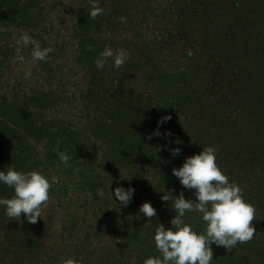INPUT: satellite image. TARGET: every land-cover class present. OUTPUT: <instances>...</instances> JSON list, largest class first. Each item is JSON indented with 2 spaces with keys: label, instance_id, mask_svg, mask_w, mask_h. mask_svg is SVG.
Instances as JSON below:
<instances>
[{
  "label": "trees",
  "instance_id": "obj_1",
  "mask_svg": "<svg viewBox=\"0 0 264 264\" xmlns=\"http://www.w3.org/2000/svg\"><path fill=\"white\" fill-rule=\"evenodd\" d=\"M99 6L92 18L90 0H0V170L11 163L59 178L35 223L0 207V264H143L159 255L155 228L175 216L161 197L175 189L195 199L172 170L203 145L216 147L255 208L253 238L231 251L213 244L212 264H264V0ZM23 33L53 49L47 59L18 43ZM106 46L124 53L120 68L112 58L96 67ZM121 186L135 188L126 206L114 195ZM13 194L0 183V197ZM145 201L157 210L151 219L139 211ZM185 219L205 227L198 212Z\"/></svg>",
  "mask_w": 264,
  "mask_h": 264
},
{
  "label": "clouds",
  "instance_id": "obj_2",
  "mask_svg": "<svg viewBox=\"0 0 264 264\" xmlns=\"http://www.w3.org/2000/svg\"><path fill=\"white\" fill-rule=\"evenodd\" d=\"M90 3L89 15L92 18L104 11L99 6V0H90ZM19 42L34 44L31 55L35 60H45L53 51L51 47L41 48L28 33H23ZM108 58H112L116 68L125 63L122 51L114 52L106 46L95 61L96 67L103 69ZM18 59L23 60V56H18ZM169 119L170 116H164L158 123ZM155 134H160L159 128ZM180 151L179 148L173 149V155ZM58 155L65 165L71 159L67 150ZM172 174L179 179L183 189L194 190L195 199L186 198L183 190L176 196L172 194L175 189L164 191L161 199L171 201L175 216L170 220L171 227L166 228L161 222L156 226L153 239L159 255L149 256L143 264H212L213 244L231 251L238 243L253 238L256 231L252 224L255 208L244 198L241 186L232 181L218 164L215 146L203 145L200 152L185 157L182 166L173 168ZM0 183L14 190L10 198L0 197V207L6 215L20 220L23 214L28 222L35 223L42 217V209L50 199V189L54 183H59V178L49 177L38 169H18L10 163L0 170ZM134 193V187L121 186L115 189L114 195L126 206ZM100 194L103 195V192ZM139 211L149 219L157 215L151 201L143 202ZM188 212L201 214L205 224L202 231L186 222ZM60 264L79 262L69 257L60 261Z\"/></svg>",
  "mask_w": 264,
  "mask_h": 264
},
{
  "label": "rangeland",
  "instance_id": "obj_3",
  "mask_svg": "<svg viewBox=\"0 0 264 264\" xmlns=\"http://www.w3.org/2000/svg\"><path fill=\"white\" fill-rule=\"evenodd\" d=\"M68 1H72V0H68Z\"/></svg>",
  "mask_w": 264,
  "mask_h": 264
}]
</instances>
